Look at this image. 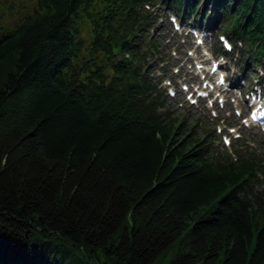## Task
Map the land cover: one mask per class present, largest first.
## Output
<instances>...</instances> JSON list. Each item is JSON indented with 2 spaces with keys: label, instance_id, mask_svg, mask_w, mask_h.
I'll return each instance as SVG.
<instances>
[{
  "label": "trees",
  "instance_id": "obj_1",
  "mask_svg": "<svg viewBox=\"0 0 264 264\" xmlns=\"http://www.w3.org/2000/svg\"><path fill=\"white\" fill-rule=\"evenodd\" d=\"M29 1L0 14V264H153L215 198L168 264H264L261 152L169 111L143 6L223 17L258 62L264 0Z\"/></svg>",
  "mask_w": 264,
  "mask_h": 264
},
{
  "label": "rangeland",
  "instance_id": "obj_2",
  "mask_svg": "<svg viewBox=\"0 0 264 264\" xmlns=\"http://www.w3.org/2000/svg\"><path fill=\"white\" fill-rule=\"evenodd\" d=\"M33 6V3L29 0H0V14H3L7 17H10L11 22H16L17 19L24 14V12L28 11V9H31ZM208 6V5H207ZM23 8V12L21 11ZM145 11H149L154 13L155 18L151 19L150 22L145 24V28L148 29L149 33L155 34H166L167 30H171L173 27L168 19V14L172 13V10L163 8L161 3L155 4L154 6H151L147 9L145 6ZM203 4L199 7V12L202 11ZM10 12V13H9ZM167 18V19H166ZM223 17L217 22L215 25H209L207 24V17H197L195 19L191 18L190 22H194L196 25L201 26L202 28L209 27L210 32H207L205 37L203 36L202 39L204 41L201 45H196L195 42H192L191 38H194L195 36L189 35L188 39H185L184 43L181 39L178 45L179 48V55H177L175 58L178 64L177 67L181 68V73L178 76H174L172 73L167 72V76L165 78V81L162 82V89H166L171 87L172 90L175 92L174 96L169 95L168 96L172 99H170L168 103L169 111L174 113L176 116L183 115L185 117V121L189 122V124H194L198 126V129L201 130V132H204L205 130L209 132V141L213 144V147L216 149V151H223V148L221 145L224 146L222 140H221V134L224 133L228 136V138L231 141L232 144H236L238 141L236 139L234 140V133L230 132V129L225 128V125L228 123L230 124L229 127H234L236 129L235 133H240L241 137V143L248 144L249 147H251L253 150H256L257 152H261V157L263 158V164H264V129L262 128H253V127H245L244 124L241 123V119L238 117V115L235 112V109H240L238 104L241 107H245L247 103L245 102L243 96H241L237 101L232 96H228L223 99L225 100L223 102H217L215 103V106L210 108V103L205 102H199L197 104H191L187 98V91H183V84L188 85L189 79H198L201 78V73L196 75L195 70L192 65V61L195 54L198 58H205L208 59V57L211 55L212 51L215 50L216 52H219L220 55H223L222 51L219 50V39L218 35L224 34V27H223ZM225 24V22H224ZM186 26V24L184 25ZM180 36L185 37L184 32H180ZM183 33V34H182ZM230 43L233 46V49L230 52H227L225 55L227 56L226 60L227 63L225 64L226 70L225 73L227 74L228 78H231V81H234V83H237L239 87L243 89V93H248L250 90L253 89V86H256L257 83H259L263 89H264V58L259 60L258 62L253 61L249 56V51L245 46L242 47L241 43L236 44L234 41V38H228ZM167 41V40H166ZM168 45L163 43L165 45V51L162 52L161 56L164 59H167L169 57V49L171 41H167ZM182 44V45H181ZM206 47L205 49H203ZM206 50L207 54H204L203 51ZM188 54L192 51L191 56H188ZM240 51H243L247 53L246 56L240 55ZM221 59V58H220ZM167 62L171 64L170 68L173 70V59H167ZM261 62V63H260ZM149 69L151 71L152 75H155L159 72L160 65L158 61L150 60L149 61ZM174 78L171 82L170 86H168V80ZM160 79V78H159ZM232 92V91H230ZM194 95L190 96V98H193ZM189 98V99H190ZM245 102V103H243ZM216 116V117H214ZM220 119V120H219ZM225 128L226 130L222 131L221 133L218 132V128ZM214 129L215 135L212 134ZM212 131V132H211ZM227 152H232L231 146H226ZM242 149H244V145H241ZM250 149V148H249ZM233 155V154H232ZM261 184L257 186V191L261 196V194L264 192V176L261 178ZM260 198H263L260 197ZM216 198L211 202V204L206 205L198 210L197 213L193 214L191 216V220L189 221V224L185 230H183L182 234L178 236L169 247H167L165 250H163L156 258L155 262L153 264H168L178 253L180 250L181 242L182 240L186 239V233L189 231L192 223L197 221L198 219L208 217L210 215V212L214 209L216 205ZM184 250V248H183ZM223 257V254L220 255V258L217 261H214L211 264H220V261Z\"/></svg>",
  "mask_w": 264,
  "mask_h": 264
},
{
  "label": "snow or ice",
  "instance_id": "obj_3",
  "mask_svg": "<svg viewBox=\"0 0 264 264\" xmlns=\"http://www.w3.org/2000/svg\"><path fill=\"white\" fill-rule=\"evenodd\" d=\"M224 38L223 37H221V40H223ZM221 82H222V79H221ZM226 143L228 142L227 140L225 141Z\"/></svg>",
  "mask_w": 264,
  "mask_h": 264
}]
</instances>
